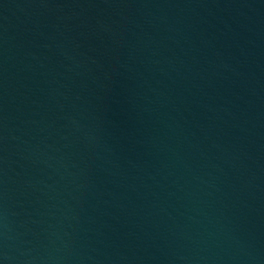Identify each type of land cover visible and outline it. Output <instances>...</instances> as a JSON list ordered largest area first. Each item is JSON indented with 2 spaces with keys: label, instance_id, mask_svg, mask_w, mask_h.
Here are the masks:
<instances>
[{
  "label": "water",
  "instance_id": "water-1",
  "mask_svg": "<svg viewBox=\"0 0 264 264\" xmlns=\"http://www.w3.org/2000/svg\"><path fill=\"white\" fill-rule=\"evenodd\" d=\"M0 264H264V0H0Z\"/></svg>",
  "mask_w": 264,
  "mask_h": 264
}]
</instances>
